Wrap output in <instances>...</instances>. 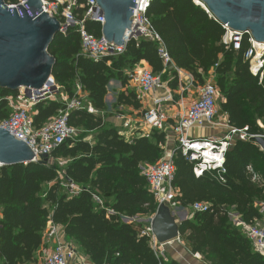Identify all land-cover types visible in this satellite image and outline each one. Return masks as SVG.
Segmentation results:
<instances>
[{
	"label": "trees",
	"instance_id": "1",
	"mask_svg": "<svg viewBox=\"0 0 264 264\" xmlns=\"http://www.w3.org/2000/svg\"><path fill=\"white\" fill-rule=\"evenodd\" d=\"M4 1L12 5L18 0ZM77 1L83 5L86 0ZM147 14L167 48L169 64L158 54L157 45L145 39L129 44L121 56L94 62L82 55L78 27L55 36L48 52L56 60L52 72L56 85L72 98L80 84L87 95L85 107L69 116L70 126L81 135L53 153L54 165L39 162L0 168V264H38L49 221L62 226L66 239L92 264H181L157 258L149 239L142 236L144 219L158 210L142 167L164 158L167 133L153 129L149 136L128 138L101 116L108 110L106 97L112 81H119L124 89L117 94L112 111L142 109L126 76L128 69L142 62L171 88L178 85L177 70L201 86L213 79L228 125L237 131L247 129L245 140L231 141L223 168H211L199 176L194 169L200 161L184 156L176 140L175 201L184 210L196 203L209 206L207 211H191L180 223L181 238L208 264H264V255L255 251L243 227L230 216L233 212L241 222L264 225V152L254 139L264 137V76L250 71L245 53L251 43L246 37L240 51L228 49L222 24L194 0H153ZM84 26L102 37L99 23L86 20ZM18 93L0 88V123L11 113L6 98ZM89 105L98 114L89 113ZM62 108L58 100L37 105L36 128ZM60 160L65 161L62 167ZM62 179L78 185L80 193L61 192L57 182Z\"/></svg>",
	"mask_w": 264,
	"mask_h": 264
},
{
	"label": "built area",
	"instance_id": "2",
	"mask_svg": "<svg viewBox=\"0 0 264 264\" xmlns=\"http://www.w3.org/2000/svg\"><path fill=\"white\" fill-rule=\"evenodd\" d=\"M27 0H18L17 3L8 5L10 8H19L24 6ZM47 14L56 18L61 24V33L65 34L69 28L78 27L81 44L82 55L94 62H99L105 58H113L123 55L127 46L131 43H138L139 40L145 39L155 43L158 47V54L165 64L170 63V56L167 48L154 28L151 19L148 16V9L153 0H134L135 8L131 17L132 25L126 32L124 45L119 46L108 41L102 35L97 38L85 29V21L92 20L99 23L102 27L105 23L104 16L97 5L96 0H86L83 5H79L77 0H40ZM83 11L80 14V11ZM226 30L224 44L227 48L235 51L242 49V42L247 37L251 48L245 53V58L250 60V71L254 76L264 73V54L259 59L258 46H264L262 43H256L250 33H241L232 31L228 26L222 25ZM264 53V50H263ZM257 72L253 70L257 67ZM129 82L133 83L139 91L138 99L144 98L163 87L161 75L153 73L150 67L137 65L133 69L126 71ZM53 86H56L54 89ZM60 93L54 81V85L47 84L39 90L32 89L27 92L21 88L17 96H9L6 98L8 108L11 111L9 118L0 123V128L8 131L15 139L26 143L32 150L35 158L34 163H39L43 158H52L53 153L68 139L73 138L77 134V129L70 126L69 116L71 112L83 109L84 100L81 96L84 92L80 84L72 98H66L63 108L58 111L57 116L49 120L42 127L36 128L33 120V111L35 107L41 103L57 100L55 97ZM220 97L219 89L213 81L207 82L201 86L199 91V99L191 104L186 111L180 116L174 127V133L178 142V148L182 150L184 156H189L190 161H200L194 172L197 176L203 171L211 169V165L207 166L202 158L204 152L192 150L191 147L198 143L203 145H211L214 149L217 147V140L207 143L201 141H193L189 138V133L193 128H203L206 126H218V107L217 100ZM170 97L156 101V106L160 107ZM91 114H98V111L91 105L87 107ZM169 120L165 112L160 108L149 110L145 115V123L152 129L165 131ZM244 131L232 130V135L239 134L242 140L246 139ZM230 141V136L227 137ZM215 142V143H214ZM207 143V144H206ZM173 154L168 158H163L155 165L143 166L142 174L146 178L150 191L154 195L158 208L161 205L168 206L172 209H179L175 199L178 197V190L174 187V176L176 172L173 163ZM224 159L220 168H223ZM59 190L68 192L71 195H78L81 191L78 185L67 180H59ZM94 201L99 206H103V202L98 197H94ZM208 204L196 203L192 205L191 211L203 212L207 211ZM230 216L233 222L239 223L244 230L246 237L253 243L256 252L264 255V225H252L241 222L240 217L231 212ZM154 217V216H153ZM152 217V218H153ZM151 218V219H152ZM150 219V220H151ZM150 220L148 225L143 229L142 236L147 237L151 243L153 251L157 258L161 260L167 259V246L170 244H160L152 232ZM44 234L43 255L39 264H71V260L76 257V249L72 242L66 239L64 228L49 221ZM52 244L50 249H46V245ZM41 251V252H42Z\"/></svg>",
	"mask_w": 264,
	"mask_h": 264
},
{
	"label": "water",
	"instance_id": "3",
	"mask_svg": "<svg viewBox=\"0 0 264 264\" xmlns=\"http://www.w3.org/2000/svg\"><path fill=\"white\" fill-rule=\"evenodd\" d=\"M96 2L105 20L103 37L123 46L126 32L132 25L135 1ZM194 2L230 30L250 33L256 43L264 44V0ZM60 31V22L47 14L40 0H27L18 9L10 8L4 0H0V88L11 92L24 88L29 93L30 90H39L47 84L54 85L52 72L56 60L48 49ZM53 87L56 89V86ZM254 139L264 152V137L257 136ZM34 158L26 143L0 128V168L34 163ZM41 162L55 164L52 158H43ZM183 221L178 222L175 212L168 206L161 205L150 224L157 241L169 244L181 238L179 225Z\"/></svg>",
	"mask_w": 264,
	"mask_h": 264
},
{
	"label": "crops",
	"instance_id": "4",
	"mask_svg": "<svg viewBox=\"0 0 264 264\" xmlns=\"http://www.w3.org/2000/svg\"><path fill=\"white\" fill-rule=\"evenodd\" d=\"M139 65L144 67H149L148 64H146L145 62H142ZM177 72H178V85L176 86V88H171L166 83V85L165 86L163 85L162 88L157 89L153 93L144 96V98H141L140 100L142 104V109L140 111H136L132 108L121 107L120 113L114 115L109 120L110 125H112L115 128H118L128 138L133 136H137V137L149 136L153 129L148 125H146L145 115L148 113L149 110L160 108L165 112L169 120L165 128V132L168 135L166 153L171 152L170 154H173L176 147L175 145L176 135L174 133V127L176 125V122L179 120L180 116L186 111V109L199 99V91L201 88V85H199L191 75L181 72L179 70H177ZM114 82L117 85H119L117 86L119 92L124 90L122 88V84L119 81H112L109 87ZM129 84L130 87L136 89L137 95L139 96L138 88L134 84H131L130 82ZM167 97H170L168 101H165L160 107L156 106L155 103L156 101L165 99ZM221 113L222 115H220ZM217 122H218L217 127L206 126L203 128H193L189 133V138L190 140L193 141H201L207 143H211L215 140L218 141L216 143L217 144L216 148L213 149L209 144L208 146H210V152L213 155L218 156L220 161L219 162L215 161L210 164H207L206 161L203 162L207 166L211 165V168H217V167L220 168L219 165H221L222 159H224L225 161V152L227 148L230 146L231 141L233 140V135H232L233 128H231L228 125V119L226 115L221 111V109H219ZM229 136L231 139L230 141L227 139V137ZM204 150H206V148ZM181 210H178V213L179 216L181 217L180 220L182 221L188 218V213L185 210L184 211ZM52 246H53L52 244H50V246L46 245L47 247L46 249H50ZM74 246L76 247L77 254L76 257L71 260V264H85V263L92 264L89 258L81 254L80 249L75 244ZM78 253H80L83 256V261H79ZM42 255H43V251L40 254L38 264L42 259ZM167 259L175 260L181 264H208L205 262L204 257L201 254L193 253L189 244L182 238L170 243L167 246Z\"/></svg>",
	"mask_w": 264,
	"mask_h": 264
},
{
	"label": "rangeland",
	"instance_id": "5",
	"mask_svg": "<svg viewBox=\"0 0 264 264\" xmlns=\"http://www.w3.org/2000/svg\"><path fill=\"white\" fill-rule=\"evenodd\" d=\"M161 78H162V83H163V85L165 86L166 85V82L164 81V79H163V76H161ZM209 81H213L214 82V80L213 79H211V80H209ZM131 84H133L132 82H131ZM58 86V85H57ZM117 86H119V85H117L115 82L114 83H112V85L109 87V89H108V96H107V99H106V102H107V106H108V110L106 111V112H104V113H102L101 114V116H103L104 118H105V121H106V123H107V125H110V119L114 116V115H117V114H119L120 113V109L119 110H115V111H112L111 110V107L115 104V99H116V96H117V94L119 93V91H118V87ZM59 87V86H58ZM76 90H77V86H76ZM82 97H83V100H84V102L87 100V97H86V95H85V93H83L82 95H81ZM59 102H64V100L66 99V98H69V96H68V94H66L65 92H63V91H61V89H60V93H59V95L58 96H56L55 97ZM220 100H221V96L218 98V100H217V107H218V113H219V109H220ZM220 115H222V113L220 114ZM79 134V130H77V134L76 135H78ZM75 135V136H76ZM81 134H79V136H80ZM236 137H239V134H234L233 135V139L234 138H236ZM170 153L171 152H169V153H165V155H164V158H168V156L170 155ZM168 154V155H167ZM58 164H59V166H63L64 164H65V161L64 160H60L59 162H58ZM179 208V207H178ZM178 210H181V209H177V210H175V209H172V211H174V212H176V219H177V221L178 222H180L181 220V217L179 216V213H178ZM181 211H184V209L183 210H181ZM187 213H188V217L191 215V210H185ZM152 217H147V218H145L144 219V223H145V225H148V223H149V220L151 219ZM75 249H76V247H75ZM79 251V250H78ZM77 252V251H76ZM82 254V253H81ZM80 253H78V259H79V261H83V256L81 255ZM43 259V258H42ZM41 259V260H42ZM40 260V261H41Z\"/></svg>",
	"mask_w": 264,
	"mask_h": 264
},
{
	"label": "bare ground",
	"instance_id": "6",
	"mask_svg": "<svg viewBox=\"0 0 264 264\" xmlns=\"http://www.w3.org/2000/svg\"><path fill=\"white\" fill-rule=\"evenodd\" d=\"M258 48V55H257V58L259 59L260 57H262L263 56V50H264V46H258L257 47ZM260 67V65L259 64H257V67H254L253 68V70L255 71V72H257V68H259ZM193 150H196V151H199L200 153L202 152V151H204V154L203 155H201L202 156V158L203 159H205V161H206V163L207 164H210V163H212V162H215V161H217V162H219L220 160H219V157L218 156H215V155H213L211 152H210V146H205V145H202V144H196L195 146H193V147H191ZM206 148V150H204Z\"/></svg>",
	"mask_w": 264,
	"mask_h": 264
}]
</instances>
